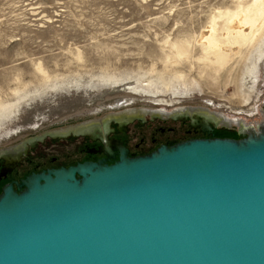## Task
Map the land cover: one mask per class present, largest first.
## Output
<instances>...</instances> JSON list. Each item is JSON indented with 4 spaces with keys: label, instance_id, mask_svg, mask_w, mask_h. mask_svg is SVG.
<instances>
[{
    "label": "rangeland",
    "instance_id": "1",
    "mask_svg": "<svg viewBox=\"0 0 264 264\" xmlns=\"http://www.w3.org/2000/svg\"><path fill=\"white\" fill-rule=\"evenodd\" d=\"M251 1L0 0V107L17 105L16 116L0 119V147L125 107L201 105L252 120L264 99V22L248 41L226 45L222 64L203 41L210 27L222 38V13ZM244 97L251 110L238 109ZM115 100L125 107L110 106ZM125 128L129 146L144 152L200 135L186 118L146 116ZM213 132L238 137L236 126ZM81 138L46 136L29 157L73 161Z\"/></svg>",
    "mask_w": 264,
    "mask_h": 264
},
{
    "label": "water",
    "instance_id": "2",
    "mask_svg": "<svg viewBox=\"0 0 264 264\" xmlns=\"http://www.w3.org/2000/svg\"><path fill=\"white\" fill-rule=\"evenodd\" d=\"M186 117L215 126L171 118ZM237 133L143 154L114 141L104 157L5 183L0 264H264V122Z\"/></svg>",
    "mask_w": 264,
    "mask_h": 264
},
{
    "label": "bare ground",
    "instance_id": "3",
    "mask_svg": "<svg viewBox=\"0 0 264 264\" xmlns=\"http://www.w3.org/2000/svg\"><path fill=\"white\" fill-rule=\"evenodd\" d=\"M222 15L226 20V23H228V25L226 24L227 30L226 33H224L223 37L219 38L217 35H215V33L212 30V27H210L209 32H204L207 34L204 36L205 38L203 40L206 53H212L215 57V58L213 57L214 58L213 60H215L216 63L218 64H222V62L225 59L226 54L224 47L226 45H233V46L235 44L241 45V43H244L249 39H251L252 36L254 35V32L256 30L258 31V29L262 27L261 25L264 22V0H252L251 3H248V5L244 7H239L238 9L235 10L233 9L232 11L225 10V12L222 13ZM223 24L224 23H222V26ZM242 25H248L249 31L245 32L243 28H241ZM181 55L183 56V54ZM254 76L255 75L252 76V79L255 78ZM159 103L165 105L163 101ZM249 104L250 102L247 100V98L244 97V102H242L241 104V106L244 107L242 108L240 106L242 109L240 108L238 109L241 111H248L249 109L251 110L252 107L250 106L251 104L250 105ZM123 105H126L124 101L115 100V102H113V104H111L110 106L125 107ZM16 106H17L16 104H13L11 108L10 105L6 110L0 107V119L2 117L7 118L8 116H16L14 114V109L16 108ZM146 114H148L151 118L157 117L162 119L171 118L174 116H191L193 118L202 116L207 120L213 121L215 126L216 125H224V126H232V127L236 126L238 129H244V130L257 129V127L264 122V99L262 100L260 106L255 108V111L253 113L254 117L252 118V120H248V121L243 119L242 117L229 118V116L225 115L221 111L211 109L208 106L206 107L201 105L200 106L180 105L169 109L163 107L160 108L159 107L157 108L125 107L124 109L122 108V110L119 111L118 110L109 111L104 116L79 121L77 123L69 124L66 126L52 128L40 132L36 135L25 137L12 145L0 147V155L3 153H12L15 155L19 154L27 148L28 143L33 144L35 140L38 139L41 140L45 136L64 137L70 134L80 135L81 133H85V132L100 133V132H104L107 125L114 120L119 123H123L125 121L129 123L134 119H143Z\"/></svg>",
    "mask_w": 264,
    "mask_h": 264
},
{
    "label": "flooded vegetation",
    "instance_id": "4",
    "mask_svg": "<svg viewBox=\"0 0 264 264\" xmlns=\"http://www.w3.org/2000/svg\"><path fill=\"white\" fill-rule=\"evenodd\" d=\"M146 116H149V115L146 114L145 117ZM154 118H157V117H154ZM196 119L199 121L201 119V117H196ZM186 120H188V127H189L187 129V131H193V132L199 131V134H200V135H198V133L189 134V136L187 138L209 137V136H229V135H217L215 133L212 135H210V134L208 135L207 132L201 131L200 126H191V124H190L191 119L189 117H186ZM127 124L119 126L117 123L111 122L109 124L110 129L107 130V133L96 132L94 134L82 135L81 140L78 141L77 146H76V150H78L80 153L79 157H77L73 161H69L66 163H57L56 164L55 162L54 163L53 162L39 163L38 161L35 162V160H33L31 157H29V151H30V149H33L36 146V143H38L42 139L41 140L40 139L35 140L33 144L28 143L27 148L23 152L19 153L17 157L14 156L13 161L8 162V161H5L3 158H0V190H1L2 185H4L5 183H8V182H12V186L15 188L16 185L14 182L20 181L21 178H23L26 174H28L32 171L37 172V171H40L42 169L51 168V167H58L61 165L68 166L70 164H74L77 161L96 160L98 158L104 157L105 155L102 152L103 146H112L114 141L121 142L124 146H126L128 148L129 154L146 153L144 151L132 149L129 146V143L127 142L129 136H128L127 130L125 128V126ZM210 124L212 125V127H214L212 123H210ZM40 132H42V131H39L38 133H40ZM209 132H213V128ZM70 135H72V134H70ZM72 136H78V135H72ZM26 137H28V136H26ZM64 137H66V136H64ZM230 137H232V136H230ZM179 140H183V139H179ZM171 142H176V141H167V142L163 141V142H160L158 144H161V143L169 144ZM12 144H14V143H10V144L4 145V146H9ZM4 146H2V147H4ZM43 155H44V153L40 152L37 155V157H35V158L41 159L43 157ZM115 157H116V155H115ZM10 158H12V157H9L8 159H10ZM109 162H111V161H109Z\"/></svg>",
    "mask_w": 264,
    "mask_h": 264
},
{
    "label": "trees",
    "instance_id": "5",
    "mask_svg": "<svg viewBox=\"0 0 264 264\" xmlns=\"http://www.w3.org/2000/svg\"><path fill=\"white\" fill-rule=\"evenodd\" d=\"M208 133V135L210 134V135H212V134H214V132H207ZM236 135H238V137L240 136L238 133H235ZM235 136V135H234Z\"/></svg>",
    "mask_w": 264,
    "mask_h": 264
}]
</instances>
